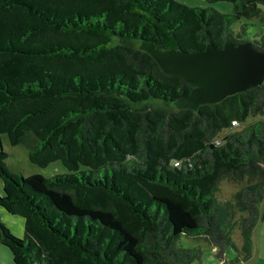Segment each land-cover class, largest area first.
<instances>
[{"label": "trees", "instance_id": "16d2710c", "mask_svg": "<svg viewBox=\"0 0 264 264\" xmlns=\"http://www.w3.org/2000/svg\"><path fill=\"white\" fill-rule=\"evenodd\" d=\"M225 1L232 12L178 0H0V134L26 142L32 162L68 169L24 177L0 149V205L25 221L20 238L0 219L15 264H193L200 249L178 248L182 233L235 264L234 223L250 258L264 216V118L246 120L264 113V82L178 108L193 85L140 46L245 41L246 23L233 25L264 0ZM254 44L264 50V36ZM246 176L236 202L220 206L219 181Z\"/></svg>", "mask_w": 264, "mask_h": 264}, {"label": "rangeland", "instance_id": "374dc122", "mask_svg": "<svg viewBox=\"0 0 264 264\" xmlns=\"http://www.w3.org/2000/svg\"><path fill=\"white\" fill-rule=\"evenodd\" d=\"M192 6L206 7L212 5L221 12H232L233 4L230 1H217L209 3L206 0H178ZM260 13L258 16L248 19L241 18L240 21L234 23L233 28L239 30L242 23H246L247 32L244 38L253 43L262 44V37L264 36V6H260ZM258 118H264V113L258 115H249L246 123L252 122ZM245 124V123H243ZM242 125H238L240 128ZM3 148L8 156L6 164L12 172L20 173L24 177L31 174L41 173L46 177L52 176L56 173L68 172V169L60 161H54L47 166H40L29 159V145L26 142H21L13 145L6 133L0 134V149ZM247 176L242 179H230L224 177L218 183L216 190V198L220 206L224 205L226 200L236 202L235 192L244 185L250 183ZM0 194H3V181L0 177ZM260 209L264 215V200L260 203ZM241 214L239 211L238 216ZM237 216V217H238ZM0 219L6 223L13 234L22 238L24 237L25 221L24 218L18 214L8 212L0 205ZM230 235L232 245H230L227 255L229 259L234 260L235 264H264V216L259 220L255 226L251 238V256L246 259V249L243 248V236L238 223H234L230 228ZM178 248L198 247L200 249V257L197 258L193 264H220L216 257V248L204 239L203 237L194 238L182 233L175 240ZM0 264H15L11 250L0 242Z\"/></svg>", "mask_w": 264, "mask_h": 264}, {"label": "water", "instance_id": "95a60500", "mask_svg": "<svg viewBox=\"0 0 264 264\" xmlns=\"http://www.w3.org/2000/svg\"><path fill=\"white\" fill-rule=\"evenodd\" d=\"M140 46L165 73L178 75L193 85L190 93L175 102L178 108L197 110L201 104L219 102L264 82V50L250 40L237 44L227 40L222 47L208 42L201 51L164 49L151 40H143Z\"/></svg>", "mask_w": 264, "mask_h": 264}, {"label": "built area", "instance_id": "2783aa9c", "mask_svg": "<svg viewBox=\"0 0 264 264\" xmlns=\"http://www.w3.org/2000/svg\"><path fill=\"white\" fill-rule=\"evenodd\" d=\"M232 124L237 126L239 123L237 121H233ZM216 141L219 142V139H217ZM220 264H223V262H220Z\"/></svg>", "mask_w": 264, "mask_h": 264}]
</instances>
